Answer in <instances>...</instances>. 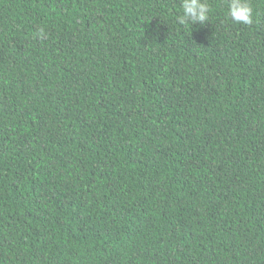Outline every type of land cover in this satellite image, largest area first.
<instances>
[{"label": "trees", "instance_id": "trees-1", "mask_svg": "<svg viewBox=\"0 0 264 264\" xmlns=\"http://www.w3.org/2000/svg\"><path fill=\"white\" fill-rule=\"evenodd\" d=\"M206 2L0 0V264H264V0Z\"/></svg>", "mask_w": 264, "mask_h": 264}, {"label": "clouds", "instance_id": "clouds-1", "mask_svg": "<svg viewBox=\"0 0 264 264\" xmlns=\"http://www.w3.org/2000/svg\"><path fill=\"white\" fill-rule=\"evenodd\" d=\"M182 15L177 17L180 25L199 23L206 24L210 16V7L206 0H182ZM228 16L236 23L251 25L253 23V9L247 0H230ZM40 35L43 36V29Z\"/></svg>", "mask_w": 264, "mask_h": 264}]
</instances>
